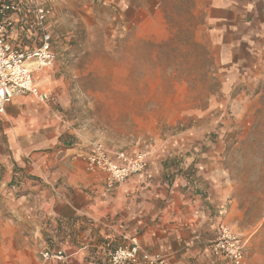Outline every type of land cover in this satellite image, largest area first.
Masks as SVG:
<instances>
[{
	"label": "rangeland",
	"instance_id": "374dc122",
	"mask_svg": "<svg viewBox=\"0 0 264 264\" xmlns=\"http://www.w3.org/2000/svg\"><path fill=\"white\" fill-rule=\"evenodd\" d=\"M45 2L54 60L34 80L53 96L39 103L64 134L86 153L101 145L171 154L174 171L215 154L233 201L229 227L246 241L244 264H264V48L253 66H233L229 77L192 0L168 6L159 40L138 37L101 1ZM9 190L0 184V264L47 263L40 252L56 248L44 230L49 219L38 234L13 208Z\"/></svg>",
	"mask_w": 264,
	"mask_h": 264
},
{
	"label": "crops",
	"instance_id": "0c3cea01",
	"mask_svg": "<svg viewBox=\"0 0 264 264\" xmlns=\"http://www.w3.org/2000/svg\"><path fill=\"white\" fill-rule=\"evenodd\" d=\"M98 1L116 7L138 37L159 40L175 0ZM192 1L229 77L233 66H253L264 48V0ZM68 133L51 108L30 95L14 97L0 114V184L10 188L13 208L38 234L41 220L49 219L44 230L53 250L64 254L44 264H107L114 249L134 244L137 261L127 264H148L143 255L158 264H230L210 247L217 226H230L233 210L215 154L192 169L189 159L188 169L176 172L171 154L148 152L143 170L106 187V173L87 167L86 146Z\"/></svg>",
	"mask_w": 264,
	"mask_h": 264
},
{
	"label": "built area",
	"instance_id": "2783aa9c",
	"mask_svg": "<svg viewBox=\"0 0 264 264\" xmlns=\"http://www.w3.org/2000/svg\"><path fill=\"white\" fill-rule=\"evenodd\" d=\"M52 8L45 0H0V114L16 96L30 95L38 102H49L53 96L42 90L34 78L35 71L49 67L54 60L52 34L49 29ZM92 170L106 173V187L124 182L146 166L145 153L111 151L96 146L84 155ZM246 241L227 224L220 223L210 243L211 252L230 264H244ZM44 260L61 259L62 250L40 252ZM136 245L120 246L109 254L107 264L136 262ZM148 264H158V258L143 255Z\"/></svg>",
	"mask_w": 264,
	"mask_h": 264
}]
</instances>
